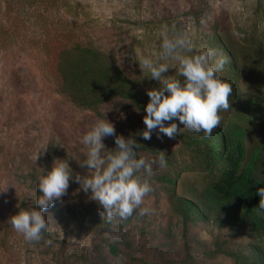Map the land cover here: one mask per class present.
I'll return each instance as SVG.
<instances>
[{"label":"rangeland","instance_id":"1","mask_svg":"<svg viewBox=\"0 0 264 264\" xmlns=\"http://www.w3.org/2000/svg\"><path fill=\"white\" fill-rule=\"evenodd\" d=\"M19 3L16 8L0 0V264H118L138 259L157 264H232L228 257L215 253L216 245L237 246L247 238L232 239L224 227L197 224L183 240L170 197L156 178L166 167L154 168L150 181L154 191L145 198V206L154 209V214L134 212L126 220L108 221L100 214L103 209L70 180L67 193L44 212L48 234L41 241L25 242L9 221L16 211L37 208L38 177L55 160L66 161L73 175H87V169L79 165L86 153L80 138L97 119L104 118V112L117 135L136 140L138 155L171 154L173 165L182 170L176 193L199 191L208 180L207 171L197 165L182 141L158 130L144 140L140 136L144 115L128 102L105 103L96 114L76 107L58 92L59 51L72 41L113 53L127 75L151 83L144 86L148 91L158 82L141 72L138 61L159 52L164 26L189 33L196 50L214 49L210 38L215 32L220 34L239 55H245L248 83L242 85L243 90L263 97L257 112L239 102L221 111V120L241 126L248 150L262 146L260 173L264 176V0ZM253 55L259 56L253 59ZM166 75H175V70L169 69ZM177 125L182 126L178 120ZM102 142L106 148L115 147L112 136ZM112 242L118 254L109 251Z\"/></svg>","mask_w":264,"mask_h":264},{"label":"trees","instance_id":"2","mask_svg":"<svg viewBox=\"0 0 264 264\" xmlns=\"http://www.w3.org/2000/svg\"><path fill=\"white\" fill-rule=\"evenodd\" d=\"M8 1L16 8L20 4L19 0ZM210 39L209 46L214 47L217 54L227 61L218 75L232 86L230 107L240 102L246 109L257 112L262 106L263 97L242 88L243 84L248 83L244 72L245 55H239L237 49L216 32ZM258 56L252 57L256 59ZM57 72L60 76L58 92L76 107L100 114L99 107L121 100L146 115L144 107L150 98L144 86L150 87L151 83L127 75L111 52L91 43L68 42L59 51ZM158 87V83L154 85V89ZM172 122L177 124V120L164 123L167 126ZM177 127L180 132L175 138L184 143L197 165L208 173V180L199 191L191 189L189 194H178L175 187L182 170L173 165L171 154L166 152V169L156 174L170 197L173 214L179 218L183 240L187 238L190 228L197 224L224 227L232 239L244 236L247 241L232 247H223L218 243L215 253L228 257L232 264H264V213L256 209L260 199L256 194L257 189L264 186V176L260 173L262 146L248 150L244 130L228 119L221 120L207 138L202 133L185 131L183 125ZM108 249L113 254L119 253L116 243H109ZM118 264L157 263L138 259Z\"/></svg>","mask_w":264,"mask_h":264},{"label":"clouds","instance_id":"3","mask_svg":"<svg viewBox=\"0 0 264 264\" xmlns=\"http://www.w3.org/2000/svg\"><path fill=\"white\" fill-rule=\"evenodd\" d=\"M226 62L214 49L196 50L189 33L164 26L159 52L155 57L141 56L138 61L141 72L159 84L147 91L150 99L144 107L145 129L140 136L148 140L158 130L172 139L180 129L175 122L167 126L164 122L178 120L185 131L210 137L221 123L220 112L232 109V86L218 75ZM169 69H174L175 75H166ZM108 136L114 137L112 149L102 142ZM80 143L86 153L79 165L87 169V175H73L66 161L55 160L50 170L45 173L41 169L38 177L40 195L35 203L39 210L21 209L10 217L12 228L25 242L43 239L48 229L44 212L67 193L70 180L103 209L100 214L108 221L126 220L134 212L140 216L154 214V209L145 206V198L154 191L150 182L154 168L167 166L163 152L155 157L138 156L139 144L134 138L117 135L105 112L104 118L97 119L82 135ZM256 194L260 198L256 209L264 213V186Z\"/></svg>","mask_w":264,"mask_h":264}]
</instances>
